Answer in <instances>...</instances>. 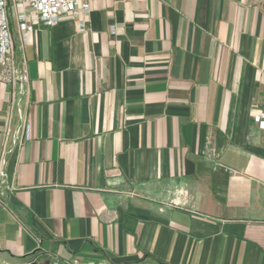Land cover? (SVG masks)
<instances>
[{
  "label": "crops",
  "instance_id": "0c3cea01",
  "mask_svg": "<svg viewBox=\"0 0 264 264\" xmlns=\"http://www.w3.org/2000/svg\"><path fill=\"white\" fill-rule=\"evenodd\" d=\"M10 28L0 264H264V0L93 1L24 45Z\"/></svg>",
  "mask_w": 264,
  "mask_h": 264
},
{
  "label": "built area",
  "instance_id": "2783aa9c",
  "mask_svg": "<svg viewBox=\"0 0 264 264\" xmlns=\"http://www.w3.org/2000/svg\"><path fill=\"white\" fill-rule=\"evenodd\" d=\"M99 0H0V79L12 82L16 70L14 63V45L10 20L14 18L20 41L24 45L27 37L36 27H52L58 24L64 15H86L90 3ZM80 30L84 24H79ZM257 126L264 130V111L254 117ZM30 128L26 126L24 140H29Z\"/></svg>",
  "mask_w": 264,
  "mask_h": 264
},
{
  "label": "water",
  "instance_id": "95a60500",
  "mask_svg": "<svg viewBox=\"0 0 264 264\" xmlns=\"http://www.w3.org/2000/svg\"><path fill=\"white\" fill-rule=\"evenodd\" d=\"M30 264H38L37 262H31ZM40 264H49L48 262L40 263Z\"/></svg>",
  "mask_w": 264,
  "mask_h": 264
}]
</instances>
